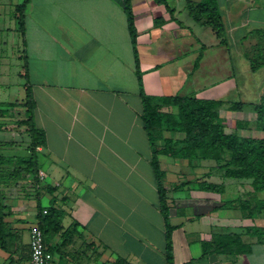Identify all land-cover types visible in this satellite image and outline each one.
<instances>
[{"label": "crops", "instance_id": "0c3cea01", "mask_svg": "<svg viewBox=\"0 0 264 264\" xmlns=\"http://www.w3.org/2000/svg\"><path fill=\"white\" fill-rule=\"evenodd\" d=\"M203 1L131 0L143 90L150 97L243 103L242 110L225 106L220 115L243 122L240 134L251 136L249 122L256 120L252 106L264 97V67L252 72L247 53L257 41L251 32L264 29V0H215L224 42L211 26L190 15L188 4ZM12 17L14 26L0 13V33L13 32L14 45L23 46L18 55L28 63L23 78L33 91L35 123L46 135L45 146L38 149L40 173L45 176L40 196L26 184L25 190L19 185L5 188L13 215L7 218L10 241L7 250H0V264H30V229L38 222L42 194L48 202L42 207L47 208L54 196L65 212L64 229L77 223L80 234L66 246H60V235L55 236L54 264H71V253L88 251L96 255V264L105 262L107 251L138 264H166V226L152 148L141 119L140 85L123 0H30L24 39ZM5 40L0 36V45ZM6 57L0 51V82L8 68ZM159 159L167 173L170 223L176 226L174 264H264V238L246 233L249 226L263 228L264 218L247 219L238 209L221 207L229 199L200 189L193 181L196 176L182 169L187 165L166 155ZM199 175L214 182L209 168L202 167ZM186 181L192 182L182 186ZM47 185L54 188L53 194L44 188ZM236 185L243 198L252 191L248 182ZM223 232L242 233L251 251L202 256L204 235ZM74 240L79 243L71 245Z\"/></svg>", "mask_w": 264, "mask_h": 264}, {"label": "trees", "instance_id": "16d2710c", "mask_svg": "<svg viewBox=\"0 0 264 264\" xmlns=\"http://www.w3.org/2000/svg\"><path fill=\"white\" fill-rule=\"evenodd\" d=\"M30 0H23L14 9V18L19 23V31L24 39L25 21L24 14ZM124 10L127 15L128 28L132 40L135 58V70L140 85V96L143 110L141 119L144 124L151 148V165L154 169L160 209L164 216L166 226V264H174V250L172 233L176 226L170 223V206L168 204V189L165 186L166 171L162 169L160 155H166L175 160H180L192 169L204 167V161L215 162V167L220 170L222 179H238L248 182L252 188L246 198H236L226 201L221 207L238 209L247 219L264 218V97L252 106L256 113V123L262 130L259 137L240 134L243 122H232L221 117L223 107L229 110H242L243 103H226L220 100L202 99L193 96H148L142 86V74L136 47L137 31L131 0H123ZM190 15L201 25L211 26L221 42L225 41V29L222 17L215 0L188 4ZM256 38V43L247 53L252 72L264 67V29L251 32ZM28 63L25 60L20 76L27 78ZM25 97L21 102H0V117L10 115L12 108L21 107L24 118L20 124L26 127L30 142L26 155H4L0 153V249L7 250L11 230L7 218L13 215V209L6 202L5 188L12 185L26 184L40 196L41 180L38 159V149L45 146V132L35 123L36 103L32 88L28 81L24 84ZM232 129V130H231ZM168 133L181 134V137H172ZM6 142L0 141V146ZM213 170V168H209ZM210 173V172H209ZM207 173L206 176H209ZM205 175L196 177L193 181L198 183L200 189L223 193L225 184L207 181ZM192 181L182 182L181 185ZM51 194L54 188L50 185L44 187ZM53 196L50 205L43 208L38 202V226L43 231L48 250L54 255L56 246H53L55 236H61L60 246H66L77 231V223L64 229L62 220L65 212L56 206ZM46 211V213H44ZM247 234L264 238V227L249 226ZM80 235V234H79ZM91 247L92 243H88ZM203 254H232L241 255L251 251V244L243 240V234L237 232L206 233L202 241ZM58 252V250H57ZM125 260V259H118Z\"/></svg>", "mask_w": 264, "mask_h": 264}, {"label": "rangeland", "instance_id": "374dc122", "mask_svg": "<svg viewBox=\"0 0 264 264\" xmlns=\"http://www.w3.org/2000/svg\"><path fill=\"white\" fill-rule=\"evenodd\" d=\"M23 0H0V13L2 16H4L5 21L7 24L12 21V25H16V20L13 19L14 9L15 6L19 3H22ZM0 36L6 38L4 43L0 45V51L1 55L3 57H6L8 68L6 75L3 79H1L0 82V102H18L24 97V84L25 79L19 75L18 71L21 68L20 63L23 64V60L21 61L18 55L23 52V46L22 44L18 45L13 42L14 33L11 31H4L0 33ZM18 37L21 39L20 35ZM24 118V110L20 107L12 108L10 115L5 117H0V141L6 142V145L0 146V153L4 155H26L27 154V147L30 142L29 135L26 132V127L24 125L20 124L21 119ZM229 121V119H228ZM250 126V134L254 137H259L257 132H261L262 130L258 127L256 120L249 122ZM248 128V127H246ZM174 162L170 159L169 161ZM164 164V162H162ZM202 164L205 166L203 167L204 170H207L208 168H213L211 170L213 172V181L216 183H224L225 184V190L224 192L218 193L220 195V198L223 200H227V198L230 199H236L240 198L243 195L239 193L238 186L236 183H240L241 180L238 179H231V178H223L221 177V172L215 167V162L213 161H204ZM169 169L173 172L179 173V170L176 168H172L171 165H169ZM182 169L188 172H191L194 176L200 177L199 175L202 172L201 168L192 169L190 167L184 168L182 166ZM182 171V170H181ZM195 177V178H196ZM17 188L24 189L25 187L22 185H19ZM245 190L248 188L243 187ZM244 190V191H245ZM247 195V193H246ZM244 195V197H246ZM243 198V197H242ZM33 201L36 203L35 198H33ZM40 204L41 206H47L48 202L46 199V195L41 196L40 198ZM26 227V226H25ZM237 229L236 231H238ZM78 240L72 241V244H78ZM70 246H67L64 248V254L65 256L68 254L67 250ZM2 250V249H0ZM4 251V250H2ZM83 252H87L83 251ZM77 253V252H76ZM88 254H70L69 261L71 264H96V255L91 253L90 251L87 252ZM118 256V255H117ZM122 259L121 257H114V255L107 251L106 252V260L103 264H138L137 262H131V260H119Z\"/></svg>", "mask_w": 264, "mask_h": 264}, {"label": "built area", "instance_id": "2783aa9c", "mask_svg": "<svg viewBox=\"0 0 264 264\" xmlns=\"http://www.w3.org/2000/svg\"><path fill=\"white\" fill-rule=\"evenodd\" d=\"M40 173V180H44ZM46 213V211H44ZM30 264H54V255L48 250L43 231L35 224L30 229Z\"/></svg>", "mask_w": 264, "mask_h": 264}]
</instances>
